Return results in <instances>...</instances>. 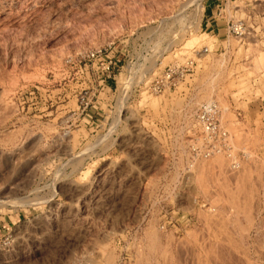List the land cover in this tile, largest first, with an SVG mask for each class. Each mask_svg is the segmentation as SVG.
<instances>
[{
  "label": "rangeland",
  "instance_id": "1",
  "mask_svg": "<svg viewBox=\"0 0 264 264\" xmlns=\"http://www.w3.org/2000/svg\"><path fill=\"white\" fill-rule=\"evenodd\" d=\"M205 1L0 0V264H264V17L219 57ZM203 47L161 96L118 97L86 58L140 69L133 86ZM211 100L237 170L192 163Z\"/></svg>",
  "mask_w": 264,
  "mask_h": 264
},
{
  "label": "built area",
  "instance_id": "2",
  "mask_svg": "<svg viewBox=\"0 0 264 264\" xmlns=\"http://www.w3.org/2000/svg\"><path fill=\"white\" fill-rule=\"evenodd\" d=\"M238 9V7H233ZM244 19L228 18L225 11L226 6L219 7L215 12L216 19L225 23V38L217 46L215 54L219 57L232 58L235 49L231 47L230 41L236 43V47H244L259 44L262 37L258 36L253 25L257 23L256 17H264V2L249 1L244 6ZM211 54L207 47L199 51L191 50L193 57H184L182 62L173 63L167 66L160 75H154L149 81L144 82L145 72L140 80L131 85L140 69H123L117 66L120 60L117 56H105L98 51L96 54L87 55L86 58L98 62L100 69H96V76L100 84L111 83L107 89L122 99L131 90L134 95L139 91L151 96H161L178 89L187 78L193 75L196 68V60L202 56ZM142 70V69H141ZM126 74L123 82H120L122 74ZM132 86V87H131ZM131 88V89H130ZM128 100V98H127ZM195 125L201 130L198 144L193 147V164L200 160H208L216 156H225L230 159V168L239 169V164L232 156V138L222 126L220 121V109L214 100L201 103L194 115Z\"/></svg>",
  "mask_w": 264,
  "mask_h": 264
},
{
  "label": "crops",
  "instance_id": "3",
  "mask_svg": "<svg viewBox=\"0 0 264 264\" xmlns=\"http://www.w3.org/2000/svg\"><path fill=\"white\" fill-rule=\"evenodd\" d=\"M222 6L220 0H206L203 5V12L200 21V28L208 34H212L220 44L225 38V23L216 19L215 12ZM217 46V45H216Z\"/></svg>",
  "mask_w": 264,
  "mask_h": 264
},
{
  "label": "bare ground",
  "instance_id": "4",
  "mask_svg": "<svg viewBox=\"0 0 264 264\" xmlns=\"http://www.w3.org/2000/svg\"><path fill=\"white\" fill-rule=\"evenodd\" d=\"M217 244L218 243H216V246H217ZM220 248V247H219ZM224 249V248H223ZM228 249V248H227ZM207 251V250H206ZM218 251H220V250H218ZM222 251V250H221ZM228 251V250H227ZM221 253V252H220ZM224 253H226V252H224ZM228 253H230V252H228ZM232 253V252H231ZM222 254V253H221ZM222 255H224V254H222ZM230 255V254H229Z\"/></svg>",
  "mask_w": 264,
  "mask_h": 264
}]
</instances>
